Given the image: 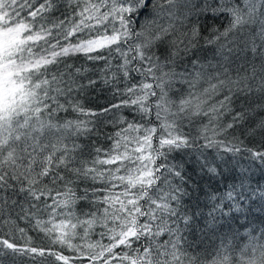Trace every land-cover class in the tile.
Wrapping results in <instances>:
<instances>
[{"label": "snow or ice", "instance_id": "obj_1", "mask_svg": "<svg viewBox=\"0 0 264 264\" xmlns=\"http://www.w3.org/2000/svg\"><path fill=\"white\" fill-rule=\"evenodd\" d=\"M97 85L115 102L86 107ZM254 109L264 111V0H0V264H264V228L243 245L190 250V178L169 162L184 150L221 175L206 153L228 164L245 151L226 137ZM105 123L118 128L109 148L77 143ZM257 132L264 119L247 129ZM243 188L213 199L243 212ZM19 221L54 247L34 246Z\"/></svg>", "mask_w": 264, "mask_h": 264}, {"label": "trees", "instance_id": "obj_2", "mask_svg": "<svg viewBox=\"0 0 264 264\" xmlns=\"http://www.w3.org/2000/svg\"><path fill=\"white\" fill-rule=\"evenodd\" d=\"M62 4L65 0H61ZM219 23H222L219 22ZM206 34V33H205ZM83 58H78L76 63H83ZM86 107L99 109L107 106L113 101L112 93L103 85H97L95 89H91L88 93L81 97ZM259 103V100L253 98L251 102L237 101L234 105L236 111H241L249 108H254V105ZM121 115H126L128 119H132L131 114L125 109L122 110ZM61 117L67 114L61 113ZM75 114L68 118H74ZM264 119V111L254 109L247 120L243 124L229 130L226 137L237 147L244 149L240 154L231 157L230 153H223L225 159H230L228 164L220 162L215 150H210L206 153L210 161L215 158L216 162L220 164L221 175L210 179L209 175L200 171L199 164L196 162L194 155L191 152L184 150H177L169 155V162L182 164L185 175L189 177V181L184 187L187 189L188 195L183 196L180 211L193 217L192 221L186 229L183 223L181 228L183 235L189 245L192 246L190 250L203 251L205 249L211 250V245L219 244L221 239L235 240L238 245L247 243V233L251 232L253 235H259V230L264 228V163L260 160H252L248 158L246 149L264 151V133L257 132L255 136H249L247 129L255 126V124ZM230 120V117H225V122ZM118 128L110 123L101 124L96 129V132L90 137H81L77 143L82 145H89L90 148L101 147L107 149L110 147V141L107 140V135L114 134ZM238 138L233 139V138ZM236 161L246 169L241 173L239 167L236 166ZM241 179L244 182V196L247 198L241 201L243 212H229L228 208L223 205H231V201L213 199L214 196L222 197L231 186H239ZM178 183V181H176ZM241 189L237 187V191ZM221 205L223 210L215 207ZM211 214V215H210ZM213 218L215 220L213 221ZM20 227L27 231V235L31 237L32 244L37 247L50 248L54 247L51 240L43 233L30 228L26 221H19ZM214 227V233L209 231ZM237 234L235 237L233 234ZM98 234L91 237V241L99 240ZM23 243V241H21ZM102 243L107 244V239ZM59 249V246H55ZM64 254L73 256V252L69 249H63ZM24 264H31V261H25ZM79 264V261L76 262ZM86 264V262H85Z\"/></svg>", "mask_w": 264, "mask_h": 264}]
</instances>
